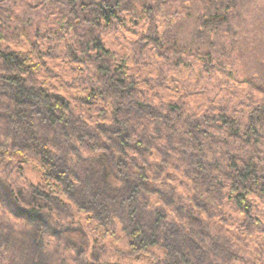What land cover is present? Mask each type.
<instances>
[{"label":"trees","instance_id":"16d2710c","mask_svg":"<svg viewBox=\"0 0 264 264\" xmlns=\"http://www.w3.org/2000/svg\"><path fill=\"white\" fill-rule=\"evenodd\" d=\"M33 1L0 0V158H9L1 161L0 169L7 174L22 172V166L28 164L24 162L33 158L44 185L33 187L28 195L0 177V207L25 222L19 233L14 226H1L0 264H67L65 252L72 253L75 264H139L142 260L152 264H213L216 260L215 264H223L227 259L239 263L230 252V247L237 244L225 233L233 226L237 234L247 236L249 231L260 230L259 238L264 236V215L262 219L255 215L260 209L256 197L264 199V164L253 156L244 158L231 152L207 160L205 143L194 135H210V145L219 142L197 126L188 136L194 139V149L203 146L199 155H189V147L173 148L174 135L185 139L176 132L175 124L167 123L169 113L177 107L163 112L143 103L149 88L140 91L138 79L128 74V56L120 55L111 45L122 32V40L132 44L138 56L155 50L161 56V62L155 64H165L171 72L174 65L183 66L207 88L206 76L209 80L211 75L222 78L223 88L235 97H225L222 104L227 110V104H234L233 113L213 114V119H219L215 125L207 120L205 123L214 130L222 122L221 128L230 139L220 144L231 150L230 140H234L239 148L234 152L242 151L246 157L252 149L264 157L258 152L260 148H253V137L264 129V49L263 55L255 53L252 62L258 69L250 76L243 62V48L248 42L242 41L240 29H232L226 13L198 14L197 29L181 41L173 25L187 18L181 7L168 6V0ZM188 4L191 10L193 5ZM31 14L35 18L26 21ZM212 16L223 19L214 21ZM227 33L232 37L227 38ZM19 38L29 41L41 57L60 55L53 50L59 47L70 55L71 66L89 70V94L80 96L81 107L87 109L79 121L74 113L80 107L74 108L69 100L50 93L33 78L43 67L38 58L31 53L24 56L9 45ZM44 41L53 43L44 49ZM236 107L241 110L236 112ZM236 113H241V119ZM84 115L92 123L97 119L108 122L89 125ZM164 120L166 125L162 127ZM72 145L83 146L91 156L70 153ZM166 152L170 159L186 164L179 168L191 189L187 200H193L196 206L189 205L183 214L173 209L186 204L175 198L156 175L168 167ZM72 156H76V166L67 162ZM223 160L225 168L221 166ZM100 165L104 168L96 175ZM67 203L74 204L78 212H87L90 219L86 223L95 224L97 236L119 222L136 255L128 263L101 262L95 256L99 251L97 237L93 240L83 223L63 213ZM202 212L209 221L204 220ZM56 215L68 223L57 222ZM211 217H216L214 224ZM52 241L55 247L51 250ZM94 241V247H90ZM260 241L264 247V237ZM5 256L9 259L4 263Z\"/></svg>","mask_w":264,"mask_h":264},{"label":"rangeland","instance_id":"374dc122","mask_svg":"<svg viewBox=\"0 0 264 264\" xmlns=\"http://www.w3.org/2000/svg\"><path fill=\"white\" fill-rule=\"evenodd\" d=\"M33 2H36L34 0ZM37 3V2H36ZM192 3L191 10L188 9L189 4ZM213 4H217L216 6H211V2L209 0H168V6H178L181 7L183 10L181 11L186 15V22L181 23V20L176 22L173 26L174 29L173 32L175 35H178V38L183 41L187 40L191 36V33L193 34L194 31L198 27V14L204 15L205 13H210L214 15L215 13L218 14H228L229 15V24H231L232 29H240L241 38L242 41L248 42V47L243 48V51L245 53V58L243 59L244 62V68L247 70V73L250 76H253L254 73L257 72V66L252 62L255 57H257L256 54H262V49H264V0H213ZM34 5V4H33ZM227 7H230L227 9ZM231 9V11H230ZM22 10V8H20ZM38 10V9H34ZM47 10V9H46ZM211 11V12H210ZM188 13L191 14V16H188ZM194 16H193V14ZM20 16H24L23 12L19 13ZM41 14V13H39ZM34 15H28L25 17V20L28 21L29 19H34ZM177 18H180L177 16ZM214 21H222L223 16H220L217 20L215 16L211 17ZM228 27V25H226ZM122 32L119 33L117 36L119 39L112 42L111 49H115L114 51L118 52L122 56H128V74L134 75L135 78H137L138 82L140 83L139 89L140 91L145 92L147 87L150 90V93H146V100H141L143 103L148 104L150 106L156 107L157 110L164 111V109H169L170 107H177L176 110L172 113H169V119L167 120L168 124H175L177 126L178 134L181 137H185V139H180L178 135H174V138L171 142H173V148H180V147H188L192 149L191 155L193 157V154L199 155L201 153V150H203V146H198L196 149H194L191 145V142L194 141V139L191 136H188L190 133V130L193 129V127L197 126L199 127L201 132L212 134L219 143L217 144H209V139H207L210 135L205 134V136H202V138L194 135L196 139H200L201 142L205 143L206 145V159L211 161L210 157L212 155L221 157L219 155L225 154L228 152H231L232 155L239 154L240 157L244 158H252L255 157L257 160H259L261 163L264 164V157L259 156L257 151L255 149L251 150V153H249L250 157H246L245 154L242 151L234 152L235 149H239L236 147L235 141L230 140L231 146L229 150L226 146H222L224 144L220 143H226L227 137L226 129L221 125L222 122H218L216 126H214L217 129L212 130V128L207 127V122L211 125H215L214 123L218 121L219 119H213L212 117L216 115L219 116V113H225L226 111L234 110L235 105L233 104H227V108H224L223 106L226 104H222L224 102V98L230 95V98L235 97L231 95V90H225L223 87L225 83H222V78H215L211 75L210 80L206 76V81L209 83L208 88L206 87L203 82H200L195 75L189 74V70L186 68L182 69L183 66L174 65L175 68H173V71L171 72V69H167L168 66L165 64H155L161 62V56L160 53L157 54L155 50H149V52L143 53L142 56H138L135 53L134 46L132 44L126 45L122 38H125L122 36ZM172 34V33H171ZM174 37V36H173ZM171 37L170 39H173ZM232 36L227 33V38H231ZM18 39L17 43H10L9 45L13 48L19 51V53H22L24 56H32L37 57L40 64H42V70L35 75L33 78L38 82L39 84L43 85L50 93H53L54 95H59L60 97L67 99L71 102L73 107H80L78 111H76L75 116L78 118H75L77 121H79V118L82 116L85 110L87 109L86 106L81 107L80 103V96L87 97L89 94V81L87 78V74H89V70L82 66L81 69H79L77 64H74L71 66L69 62L71 61L70 55L66 54V51L59 47H55L53 50L58 51L57 53H61L60 55H57L54 57L52 56H46L41 57L38 54V49L33 48L28 41L25 43L24 41ZM235 39V38H234ZM46 45L44 46V49H46L51 43L44 41ZM251 42H255L253 45ZM258 42V43H257ZM31 53V54H30ZM146 54H149L150 57L153 59L146 58ZM261 55V57H262ZM260 57V58H261ZM175 62V61H174ZM75 67V69H74ZM171 68V67H170ZM84 69V70H83ZM182 70V71H180ZM176 76H175V72ZM178 72V73H177ZM182 73V74H180ZM194 73V72H192ZM188 74L190 76H188ZM174 75V76H172ZM192 77V79H189ZM220 82H218V80ZM145 83V84H144ZM221 86H217L220 85ZM207 84V83H206ZM260 85V84H259ZM210 86V87H209ZM143 89V90H142ZM210 89V90H209ZM223 89V90H222ZM244 90H248V88H244ZM242 92V89L240 90ZM227 93L226 95H224ZM142 96V94H140ZM236 96H239L235 94ZM219 97V99L217 98ZM144 99V98H143ZM215 105V107H212V101ZM223 101V102H222ZM177 105V106H175ZM223 107V111L222 110ZM216 109L219 110V112H216ZM241 109L240 107H236V112H239ZM161 112L162 114L165 113ZM238 114V113H236ZM235 115V114H234ZM241 113H239L237 116L240 118ZM151 116V115H150ZM85 121L89 125H94L99 120L97 119L94 123H92L86 115H84ZM241 119V118H240ZM108 122V120H102L100 119L99 122ZM205 123V124H204ZM244 123V122H243ZM165 120L161 122V126L164 127ZM242 125V124H241ZM175 126V127H176ZM222 130V131H221ZM175 132V133H176ZM224 132V133H223ZM262 133V136H261ZM158 135V134H157ZM210 138V137H209ZM230 139V138H229ZM164 142L165 139H163ZM254 147H258V152L261 155H264V129L260 130V133L253 137ZM163 144V143H162ZM157 147H162L163 145H160L156 143ZM221 146V147H220ZM71 152L75 153V151H78L79 156L84 158H89L91 156V151L87 150L82 146L80 149V146L78 145H72L70 147ZM166 158L168 157V153L166 152ZM77 156V155H76ZM76 156L72 159H68V164H71L73 166H76L74 161L76 160ZM29 158V157H28ZM31 158V156H30ZM9 159L7 156L4 159L0 158V168H1V161L2 163H5V161ZM20 159V158H19ZM19 159L13 158L12 160L18 161ZM22 159V158H21ZM169 159V160H168ZM168 167L165 171L161 173H157L160 177V179L163 180L165 188L169 190L172 194H174L175 198L181 199L183 203L186 205H182L181 209L178 210V208L175 207L173 211H182V214L184 213L185 209H188L190 207L189 205L195 207L196 204L193 200L189 201L187 200L190 197L191 189H189V182L185 180V174L182 172V169L179 168V166H182L184 161L177 160V159H170L168 157L167 159ZM160 161V160H159ZM24 162V161H23ZM141 162V161H140ZM207 162V161H206ZM28 163L26 165H23L22 172H18V170H13L9 174L3 173V170L0 169V177L4 179V181L10 182L14 185V188L16 190L22 189L26 192V194L29 195V193L32 191L33 187H39L43 186V180L41 179L42 173H40L39 168L36 166L35 160L33 158L28 160ZM29 163L31 165H29ZM221 166L223 168L227 167L226 161L223 160L221 163ZM18 165H15L14 168H17ZM183 167H186V164H183ZM66 167H64L65 169ZM104 166L100 165L99 168L96 171V175L100 172L101 169H103ZM224 173L226 171H223ZM43 184V185H40ZM156 184V183H155ZM161 186V185H160ZM162 187V186H161ZM190 190V192H189ZM171 194V195H172ZM259 197H256L257 207L260 208L258 211V215L262 219V215H264V205L262 202H264V199H258ZM193 201V202H192ZM158 204L156 203V206ZM160 205V204H159ZM168 211H171V208H167ZM79 209L76 208L74 204L67 203V207L64 210V214L68 215L70 217H75L77 222L83 223L88 229H85L88 233L89 237H92L93 240L95 237H97L98 241V252L95 253V256L99 258L101 262L103 261H110V262H122V263H128L129 259L133 257V255H136L137 250L131 249L130 244L128 243V239L125 237V233L123 232V227L119 222L116 223L115 228L109 229L108 232H104L100 236H97L93 230V226L95 224H87L89 216L87 212H78ZM174 215V213H173ZM175 216V215H174ZM201 216L204 217V220L209 221L207 214L205 212L201 213ZM65 217V216H63ZM57 222L63 221L64 223H68V221L65 220V218L55 216ZM212 221L214 222L216 217H211ZM218 218V217H217ZM170 222H174L176 220L169 219ZM264 223V219H262ZM170 222H168L170 224ZM185 223H187V220H184ZM25 222L17 220L15 217L11 216L10 213L5 210L3 207H0V228L1 226L7 227L8 226H14V230L16 233L21 232V230H24L25 228ZM214 224V223H213ZM212 224V225H213ZM219 227V226H218ZM229 228V225H228ZM227 232V230H223ZM260 230H257L256 232L249 231L247 236L241 233H236V229L231 226V228L228 230L226 235H229V237L232 239V241L237 244L235 246L230 247L231 255L236 258L239 263L236 264H264V247L261 245V238H259V232ZM75 238V237H74ZM73 238V239H74ZM78 239V238H75ZM55 242L52 241L51 243V250L55 247ZM95 241L90 243V247H94ZM261 245V246H260ZM63 246V244H62ZM94 250H92L93 255ZM154 254V253H153ZM67 259V264H75V258L72 256L71 252H65L64 255ZM90 256V258H91ZM160 256L163 255L160 253ZM137 257V256H135ZM159 257V256H158ZM3 261H7L8 257H3ZM95 258V257H94ZM155 257H153L154 261ZM149 262V263H148ZM146 262V260H142L139 262V264H152L150 261ZM217 261L213 260L212 263L215 264ZM223 264H234L232 261L229 262L227 259L226 261H223Z\"/></svg>","mask_w":264,"mask_h":264}]
</instances>
